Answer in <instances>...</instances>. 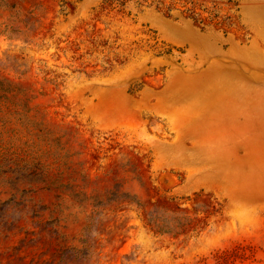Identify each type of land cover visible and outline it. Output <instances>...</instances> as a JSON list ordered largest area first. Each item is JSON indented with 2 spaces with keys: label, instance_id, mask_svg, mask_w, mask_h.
Returning <instances> with one entry per match:
<instances>
[{
  "label": "rangeland",
  "instance_id": "rangeland-1",
  "mask_svg": "<svg viewBox=\"0 0 264 264\" xmlns=\"http://www.w3.org/2000/svg\"><path fill=\"white\" fill-rule=\"evenodd\" d=\"M221 4L0 0V264H264V85L216 83H264V0Z\"/></svg>",
  "mask_w": 264,
  "mask_h": 264
},
{
  "label": "crops",
  "instance_id": "crops-1",
  "mask_svg": "<svg viewBox=\"0 0 264 264\" xmlns=\"http://www.w3.org/2000/svg\"><path fill=\"white\" fill-rule=\"evenodd\" d=\"M248 53V50L246 49H240L238 53L235 55L237 57V61L241 64H244L246 66L237 67L235 69H227L225 77L223 79L217 80L216 83L219 84V86L225 87L227 89H253L258 88L260 85H264V83H260V70L259 69H253L252 64H255L258 62V59L255 57H248L244 55ZM261 73H264V71H261ZM167 89L164 88L163 91L159 92V103L154 109H152V112L154 113H166V114H176L178 116L183 111H180L179 107L176 105V102L174 99H171L170 101L164 97L166 94ZM238 95V94H237ZM234 94H229L224 97V104L226 111L234 112L239 109H250L253 108L256 110L257 105L259 103V99L257 96H237ZM170 103V104H169ZM169 104V105H168ZM209 105V104H208ZM213 107L205 106L203 108V113L209 112V110H212ZM244 121H242L243 123ZM245 124V123H244ZM242 124V125H244ZM227 126H230L229 123H227ZM257 126V123L255 124ZM226 144V150L230 151H239L244 150V148L241 147L242 140H230L229 138L225 139ZM236 146V147H235ZM239 146V147H238Z\"/></svg>",
  "mask_w": 264,
  "mask_h": 264
},
{
  "label": "trees",
  "instance_id": "trees-1",
  "mask_svg": "<svg viewBox=\"0 0 264 264\" xmlns=\"http://www.w3.org/2000/svg\"><path fill=\"white\" fill-rule=\"evenodd\" d=\"M144 2H150L156 7H166L167 12L176 10L175 6L180 5L182 10L180 13L185 16L186 19L193 21L201 27L217 26L220 19V11L223 4V0H143ZM226 5L234 8L238 11V0H225ZM126 0H102V4L108 9L123 8ZM230 17H225L223 21H229ZM174 48H169L165 55H172ZM180 52V51H179ZM182 54V52H180Z\"/></svg>",
  "mask_w": 264,
  "mask_h": 264
}]
</instances>
